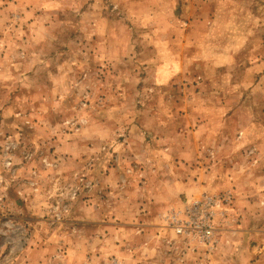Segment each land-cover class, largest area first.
<instances>
[{"label":"rangeland","instance_id":"rangeland-1","mask_svg":"<svg viewBox=\"0 0 264 264\" xmlns=\"http://www.w3.org/2000/svg\"><path fill=\"white\" fill-rule=\"evenodd\" d=\"M0 264H264V0H0Z\"/></svg>","mask_w":264,"mask_h":264},{"label":"built area","instance_id":"built-area-1","mask_svg":"<svg viewBox=\"0 0 264 264\" xmlns=\"http://www.w3.org/2000/svg\"><path fill=\"white\" fill-rule=\"evenodd\" d=\"M226 201L230 203L229 195H203L198 199H189L168 211L162 220L176 236L204 246H212L216 231V210Z\"/></svg>","mask_w":264,"mask_h":264},{"label":"crops","instance_id":"crops-1","mask_svg":"<svg viewBox=\"0 0 264 264\" xmlns=\"http://www.w3.org/2000/svg\"><path fill=\"white\" fill-rule=\"evenodd\" d=\"M262 140H263V139H262ZM169 147H171V146H169ZM183 184H185V183H182V184H181V185H182L181 190H186L187 188H186V186L183 187ZM193 187H194V186H193ZM193 187L191 188V190H190L189 192H187V191H186V192H187L188 194H189V193H191V194H192V193H195ZM201 187H203V186H201ZM198 190H199V189H198ZM191 194H189V195H191ZM229 194H230V196H232V193H229Z\"/></svg>","mask_w":264,"mask_h":264}]
</instances>
